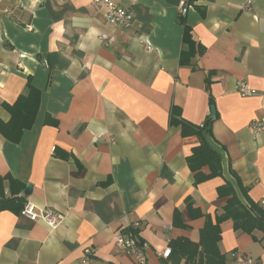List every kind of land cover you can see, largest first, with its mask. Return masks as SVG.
Instances as JSON below:
<instances>
[{
	"label": "crops",
	"instance_id": "1",
	"mask_svg": "<svg viewBox=\"0 0 264 264\" xmlns=\"http://www.w3.org/2000/svg\"><path fill=\"white\" fill-rule=\"evenodd\" d=\"M112 1L133 10L130 28L109 25L91 0H0V121L5 104L40 91L20 140L0 133V197L61 216L51 228L0 204V264H87L85 248L94 264H132L114 233L134 222L146 264H206L201 231L223 211L225 179L264 210V131L249 126L264 116V0H192L185 16L180 0ZM211 107L223 171L196 184L187 158L198 138L179 119L199 126ZM219 230L225 264H264L262 231L230 218Z\"/></svg>",
	"mask_w": 264,
	"mask_h": 264
},
{
	"label": "trees",
	"instance_id": "2",
	"mask_svg": "<svg viewBox=\"0 0 264 264\" xmlns=\"http://www.w3.org/2000/svg\"><path fill=\"white\" fill-rule=\"evenodd\" d=\"M183 38L188 41L187 28H184ZM186 59L182 54L181 63L186 62ZM39 100L40 91L29 86L26 94L18 96L12 104H5L10 118L7 122L0 121V133L8 140L18 142L23 131L32 126ZM213 119L214 117L208 115L202 125L199 126H193L179 119L182 134H192L198 138V144L192 148V152L187 158L189 168L194 173L193 177L196 184L214 176H222V154L214 147L211 139V122ZM203 166L208 167V173L201 170ZM230 174L232 173L230 172ZM238 185L240 191L243 192L241 185ZM218 194L227 197L223 211L216 217L214 223L207 221L201 231L203 252L208 255L206 264H225L224 257L216 248V242L220 237L219 224L222 220L230 218L236 230L251 233L254 229H258L264 233V210L245 194L240 195L230 178L225 179L224 184L218 187ZM24 203L23 197H0L1 207L14 205L18 211H21ZM199 263L202 264L201 260Z\"/></svg>",
	"mask_w": 264,
	"mask_h": 264
},
{
	"label": "built area",
	"instance_id": "3",
	"mask_svg": "<svg viewBox=\"0 0 264 264\" xmlns=\"http://www.w3.org/2000/svg\"><path fill=\"white\" fill-rule=\"evenodd\" d=\"M250 2H247V5ZM91 4L99 9H102L103 16L106 22L115 28H130L134 21V12L129 8L121 7L115 4L112 0H91ZM192 0H180L178 6L179 15L185 16L192 8ZM101 41H107L109 38L107 34L101 33L99 35ZM238 92L242 95H251L255 93L253 88H250L246 82L239 81L236 86ZM210 115V113H209ZM202 125V123H201ZM249 126L254 136L264 131V116L252 118ZM264 204V201H262ZM21 213L32 220L41 219L49 227L55 228L61 221V216L49 208H40L36 210L33 202L26 200ZM138 222H134L128 229H118L114 233L115 250L120 253L130 255L133 258L132 264H146V248L145 242L139 240L135 233ZM170 253L169 248H165L160 255L167 257ZM235 264H256V260L249 256L235 255ZM83 262L87 264H94L91 259V251L89 248L84 249Z\"/></svg>",
	"mask_w": 264,
	"mask_h": 264
},
{
	"label": "water",
	"instance_id": "4",
	"mask_svg": "<svg viewBox=\"0 0 264 264\" xmlns=\"http://www.w3.org/2000/svg\"><path fill=\"white\" fill-rule=\"evenodd\" d=\"M210 115L213 117L215 115V110L213 107L210 108ZM31 192V185L30 184H26L25 188H24V191H23V194L25 196L29 195Z\"/></svg>",
	"mask_w": 264,
	"mask_h": 264
}]
</instances>
